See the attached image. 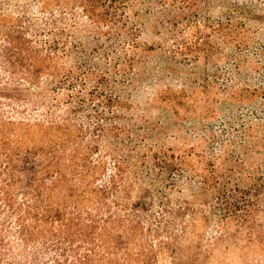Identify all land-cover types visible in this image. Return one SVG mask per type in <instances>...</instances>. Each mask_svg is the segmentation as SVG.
Segmentation results:
<instances>
[{
	"label": "trees",
	"instance_id": "trees-1",
	"mask_svg": "<svg viewBox=\"0 0 264 264\" xmlns=\"http://www.w3.org/2000/svg\"><path fill=\"white\" fill-rule=\"evenodd\" d=\"M166 1L0 0V264H264L252 258L264 257V199L224 213L231 184L264 188L262 159L247 179L231 175L263 141L264 102L228 93L260 122L242 127L235 150L231 136L209 147L217 165L198 172L176 153L178 57L204 51L173 35ZM244 1L206 0L225 9V22L206 28L231 37L206 35L216 77L224 47L240 60L252 43L232 20L252 14ZM145 17L159 36L150 48ZM248 68L226 70L259 80Z\"/></svg>",
	"mask_w": 264,
	"mask_h": 264
},
{
	"label": "rangeland",
	"instance_id": "rangeland-1",
	"mask_svg": "<svg viewBox=\"0 0 264 264\" xmlns=\"http://www.w3.org/2000/svg\"><path fill=\"white\" fill-rule=\"evenodd\" d=\"M237 1L240 5L245 3L244 0ZM249 1L253 5L252 14H247L248 17L238 15L232 20L238 26V38L242 40L251 39L252 43L241 48L240 60L231 57V50L224 47L222 52L225 58L219 61L218 69L221 72L218 77L211 70H208V73L206 72V35L211 33V29L206 28V22L212 26H216L220 22L224 23L223 13L225 9L219 5H212L208 8L206 7V0H173L171 2L169 0L170 3L166 1L170 4L169 10L172 11L169 19L174 29L173 35L179 39L190 41L191 44L195 43L192 48H195L198 44L203 46L204 51L202 53L195 52V49H193L192 52L179 56L178 60L184 62L185 66L183 69L176 71L174 84L171 83L172 92L181 96L178 99L176 110L178 113L177 121L182 124V133L174 132L177 139H170L169 143L175 148L176 153L186 151L190 154L187 156V160L198 172H202L199 167L202 164L201 162L205 163L206 167L211 162L212 165H217L219 162V158L211 157L212 152L209 151V147L216 146L228 136H231L233 139L231 145L227 146V151L235 150L241 144L242 127L246 125L250 127L251 121H254V123L260 122V117L255 122L256 118L247 105H238L237 99H240V97H237V99L228 97V93L234 96L242 95L247 89L252 92L251 99L264 102L261 97L264 93V83L262 82L264 81L262 77V73H264V57L262 56V53H264V0ZM161 4L167 5L164 4V1L160 2L159 6ZM161 17L158 16L157 19H161ZM154 21L155 19L151 20L147 17L143 20L144 28H142L140 40L144 43V48L156 46L159 42V36L153 32ZM223 35L231 38L226 32L223 34L213 33L211 40L216 41ZM146 54L147 57L152 59L158 55V51H148ZM250 65L253 67L252 70L256 77H260L259 80L254 81L251 78L243 82L239 75H230L231 69L226 70L230 66H237L242 67V70L249 71L248 66ZM250 77H253V75ZM208 82L216 85L214 90H210ZM226 84L233 85L229 92L225 90ZM152 90L148 89L146 94H149ZM225 98L227 100L224 101ZM235 101L236 106L232 104ZM155 113L157 114V112ZM250 133L256 135V137L261 135L254 127L250 129ZM184 137L185 140L182 142L181 139H184ZM256 144L249 151L246 161L237 163L236 170L231 173L236 179H238L237 177L245 179L252 174L259 159L264 161V138L261 143L257 144V147L261 145V148L256 149ZM225 148L226 146L223 149ZM263 192V187L252 189L251 185H247L246 187L239 186L235 190V185L231 184L227 193L232 198L228 199V206L225 207L227 210L224 213H229L233 218H237V215H242L252 205L258 208V201L261 198L264 199ZM259 217L263 218L264 216L260 214ZM252 258L263 259L264 257L254 252ZM225 261L226 264H238L236 261L233 262V259Z\"/></svg>",
	"mask_w": 264,
	"mask_h": 264
}]
</instances>
